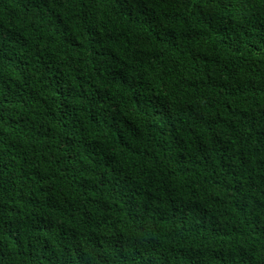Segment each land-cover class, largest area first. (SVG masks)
Segmentation results:
<instances>
[{"label":"trees","instance_id":"1","mask_svg":"<svg viewBox=\"0 0 264 264\" xmlns=\"http://www.w3.org/2000/svg\"><path fill=\"white\" fill-rule=\"evenodd\" d=\"M0 264H264V0H0Z\"/></svg>","mask_w":264,"mask_h":264}]
</instances>
